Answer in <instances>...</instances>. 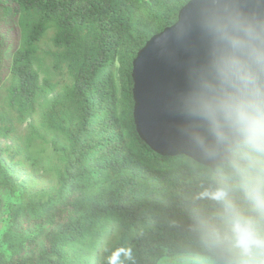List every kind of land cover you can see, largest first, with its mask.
<instances>
[{
    "label": "trees",
    "instance_id": "obj_1",
    "mask_svg": "<svg viewBox=\"0 0 264 264\" xmlns=\"http://www.w3.org/2000/svg\"><path fill=\"white\" fill-rule=\"evenodd\" d=\"M189 1L0 0V264L212 261L197 217L227 163L161 155L134 119V60Z\"/></svg>",
    "mask_w": 264,
    "mask_h": 264
},
{
    "label": "clouds",
    "instance_id": "obj_2",
    "mask_svg": "<svg viewBox=\"0 0 264 264\" xmlns=\"http://www.w3.org/2000/svg\"><path fill=\"white\" fill-rule=\"evenodd\" d=\"M194 13L182 36L195 32L197 51L175 102L198 147L227 154L234 182L212 193L218 220L197 217L196 231L212 264H264V0H196ZM121 255L135 264L131 248Z\"/></svg>",
    "mask_w": 264,
    "mask_h": 264
},
{
    "label": "water",
    "instance_id": "obj_3",
    "mask_svg": "<svg viewBox=\"0 0 264 264\" xmlns=\"http://www.w3.org/2000/svg\"><path fill=\"white\" fill-rule=\"evenodd\" d=\"M196 0L179 12L176 23L155 34L133 63L134 119L140 137L164 156L186 155L212 168L227 163L226 153L210 156L194 138V125L181 115L175 102L183 85L185 63L197 51L195 32L182 36L186 22L194 19Z\"/></svg>",
    "mask_w": 264,
    "mask_h": 264
},
{
    "label": "rangeland",
    "instance_id": "obj_4",
    "mask_svg": "<svg viewBox=\"0 0 264 264\" xmlns=\"http://www.w3.org/2000/svg\"><path fill=\"white\" fill-rule=\"evenodd\" d=\"M161 264H212V261L207 256L184 254L176 258L164 259Z\"/></svg>",
    "mask_w": 264,
    "mask_h": 264
}]
</instances>
